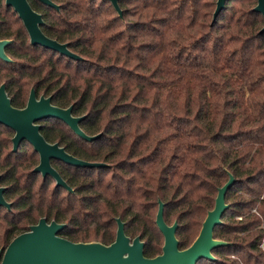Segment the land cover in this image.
<instances>
[{
    "label": "trees",
    "instance_id": "obj_1",
    "mask_svg": "<svg viewBox=\"0 0 264 264\" xmlns=\"http://www.w3.org/2000/svg\"><path fill=\"white\" fill-rule=\"evenodd\" d=\"M31 5L43 31L68 43L74 59L33 45L12 8L0 0V58L15 107L34 88L54 105L83 116L77 135L49 118L41 133L69 153L106 166L54 161L73 191L34 171L39 155L0 125V183L11 208L0 206V247L38 223H64L60 235L74 242L116 238L125 232L145 242L144 254L162 253L156 223L158 200L168 224L178 221L180 249L198 236L219 187L232 174L228 209L214 237L229 242L214 260L197 264H264V16L257 0H227L213 21L216 0H52ZM235 1L238 5L235 4ZM157 214V213H156Z\"/></svg>",
    "mask_w": 264,
    "mask_h": 264
},
{
    "label": "water",
    "instance_id": "obj_2",
    "mask_svg": "<svg viewBox=\"0 0 264 264\" xmlns=\"http://www.w3.org/2000/svg\"><path fill=\"white\" fill-rule=\"evenodd\" d=\"M40 2L56 7L59 5L52 0H39ZM115 9L123 16L119 0H109ZM227 0H217V6L213 14V21L225 7ZM254 10L264 16V0H257ZM7 6H11L19 14L30 36L33 45L53 49L61 54L74 59L81 56L68 47V43H62L47 36L42 26L44 19L29 3V0H6ZM264 32V27L261 29ZM10 40L0 39V57L10 60L5 52ZM83 116L73 114V104L67 108L56 106L52 103V97L42 95L37 98L33 88L29 101L24 108H15L6 92L5 85L0 87V123L11 127L15 131L13 138L16 151L23 140L29 141L34 150L40 156L39 164L34 171L42 173L44 177L51 176L57 186H62L73 191L59 171L53 166L52 160L82 166L96 167L106 166L100 161H87L69 153L58 142L51 143L41 133L42 120L57 118L64 121L77 135L86 140H93L100 136L87 134L80 126ZM236 179L231 174L228 181L218 189L214 207L208 211L199 235L186 249H180L176 232L178 221L168 224L164 218V202L159 199L156 223L164 235L162 253L155 257H147L144 254L145 242L140 235L134 238L125 232V222L117 218V232L115 240L107 245L102 242H74L60 235L64 223L55 220L50 222L41 218L38 223L29 227L28 231L15 236L8 246L0 249V264H197L201 259L214 260L216 257L212 251L216 247L229 244V242L214 237L215 228L222 224V217L229 207L226 202L228 190ZM5 187L0 185V205L10 208L11 204L4 197Z\"/></svg>",
    "mask_w": 264,
    "mask_h": 264
},
{
    "label": "flooded vegetation",
    "instance_id": "obj_3",
    "mask_svg": "<svg viewBox=\"0 0 264 264\" xmlns=\"http://www.w3.org/2000/svg\"><path fill=\"white\" fill-rule=\"evenodd\" d=\"M38 2H40L39 0H37ZM4 3H5V5H6V7H9V8H12L13 9V11L18 15V17H19V14L14 10V8L13 7H11V6H7V4H6V0H4ZM29 3H30V0H29ZM40 3H42V2H40ZM31 4V3H30ZM42 4H44V3H42ZM44 5H46V4H44ZM32 6V5H31ZM47 6V5H46ZM33 7V6H32ZM52 7V6H51ZM34 8V7H33ZM35 9V8H34ZM36 10V9H35ZM37 11V10H36ZM37 12H39V11H37ZM39 13H41V12H39ZM42 14V13H41ZM43 16V15H42ZM19 19L22 21V19L19 17ZM44 19V18H43ZM22 23H23V21H22ZM23 25H24V23H23ZM44 25V24H43ZM25 26V25H24ZM26 28V27H25ZM27 30V29H26ZM42 30H43V26H42ZM28 32V31H27ZM44 32V31H43ZM45 33V32H44ZM29 34V33H28ZM46 34V33H45ZM47 35V34H46ZM48 36V35H47ZM1 40H3V39H1ZM8 46V45H7ZM6 46V47H7ZM41 46V45H40ZM5 52H6V48H5ZM1 58V57H0ZM3 59V58H2ZM2 85H5V88H6V84L3 82V83H1L0 84V87L2 86ZM6 92H7V89H6ZM31 93V92H30ZM7 94H8V92H7ZM36 95H37V98H40L42 95H38L37 94V92H36ZM44 95V94H43ZM8 96H9V94H8ZM46 96V95H45ZM29 97H30V94H29ZM29 97H28V100H27V103H28V101H29ZM46 97H48V96H46ZM9 98H10V96H9ZM10 100H11V98H10ZM27 103H26V105H27ZM53 103V102H52ZM11 104H12V101H11ZM25 105V106H26ZM12 106L13 107H15L13 104H12ZM24 106V107H25ZM23 107V108H24ZM15 108H18V107H15ZM20 109V108H19ZM46 120V119H45ZM44 120H42V121H40L39 123L42 125V122H43ZM0 125H3V126H5V127H7V128H9V129H11L13 132H14V134H13V136H12V138H11V140H12V144H13V150H14V143H13V138H14V136H15V131L11 128V127H9V126H7V125H5V124H3V123H0ZM42 128V127H41ZM23 141H27V140H23ZM22 141V142H23ZM21 142V143H22ZM28 143H30L29 141H27ZM21 143H20V145H21ZM31 144V143H30ZM19 145V146H20ZM32 145V144H31ZM19 148V147H18ZM34 148V147H33ZM15 151V150H14ZM39 155V154H38ZM54 161H57V160H52V164H53V162ZM39 162H40V156H39ZM54 166V165H53ZM40 173V172H39ZM41 175H42V173H41ZM43 176V175H42ZM49 176V175H48ZM44 177V176H43ZM47 177V176H46ZM51 177V176H50ZM0 178H1V175H0ZM45 178V177H44ZM0 185L2 186V187H5L6 189H7V187L5 186V185H2L1 183H0ZM6 189H5V191H6ZM5 191H4V193H5ZM4 197H5V194H4ZM6 199V198H5ZM7 200V199H6ZM7 202H9V201H7ZM11 205H12V203L11 202H9ZM0 206H3V207H6V208H8V209H10L11 208V206H10V208L9 207H7V206H4V205H0ZM29 227H30V225H29ZM29 230V229H28ZM28 230H26V231H28ZM25 232V231H24ZM5 249V248H4ZM0 263H1V258H0Z\"/></svg>",
    "mask_w": 264,
    "mask_h": 264
},
{
    "label": "rangeland",
    "instance_id": "obj_4",
    "mask_svg": "<svg viewBox=\"0 0 264 264\" xmlns=\"http://www.w3.org/2000/svg\"><path fill=\"white\" fill-rule=\"evenodd\" d=\"M257 2H258V1H257ZM235 4L238 5V3H237L236 1H235ZM216 6H217V0H216V5H215V8H214V11H215V9H216ZM156 213H157V208H155V216L157 215ZM28 229H29V228H28ZM28 229H27V230H28ZM25 231H26V230H25ZM198 235H199V234H198ZM196 238H197V237H196ZM89 242H100V241H99V240H92V241H89ZM1 248H3V246L0 247V249H1Z\"/></svg>",
    "mask_w": 264,
    "mask_h": 264
}]
</instances>
